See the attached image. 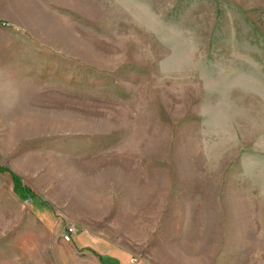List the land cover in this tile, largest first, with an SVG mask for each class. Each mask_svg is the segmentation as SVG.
<instances>
[{"label": "rangeland", "instance_id": "rangeland-1", "mask_svg": "<svg viewBox=\"0 0 264 264\" xmlns=\"http://www.w3.org/2000/svg\"><path fill=\"white\" fill-rule=\"evenodd\" d=\"M227 226L264 250V0H0V264H216Z\"/></svg>", "mask_w": 264, "mask_h": 264}, {"label": "crops", "instance_id": "crops-1", "mask_svg": "<svg viewBox=\"0 0 264 264\" xmlns=\"http://www.w3.org/2000/svg\"><path fill=\"white\" fill-rule=\"evenodd\" d=\"M160 217V214H159ZM159 220V229H160ZM260 230H244V229H227L220 232L222 240L220 242V247L217 252L215 263L216 264H264V250L261 244V238H257L256 232ZM261 236V234H259ZM81 243L89 247H98L100 245H95L92 243L91 239L82 237L80 239ZM110 246H105L106 250ZM95 248V249H96ZM113 251L106 252V257H102L104 264H120L119 257L112 253ZM128 253V252H126ZM129 254V253H128ZM127 254V255H128ZM118 262H116V260ZM122 261L123 264H127L125 257Z\"/></svg>", "mask_w": 264, "mask_h": 264}, {"label": "built area", "instance_id": "built-area-1", "mask_svg": "<svg viewBox=\"0 0 264 264\" xmlns=\"http://www.w3.org/2000/svg\"><path fill=\"white\" fill-rule=\"evenodd\" d=\"M78 229L79 228H77V226L74 224H67L65 225V228L63 229L61 234L59 235V238L63 242L68 243L71 241L72 237L76 235Z\"/></svg>", "mask_w": 264, "mask_h": 264}, {"label": "trees", "instance_id": "trees-1", "mask_svg": "<svg viewBox=\"0 0 264 264\" xmlns=\"http://www.w3.org/2000/svg\"><path fill=\"white\" fill-rule=\"evenodd\" d=\"M13 178H15V176H14V175H13ZM15 183H16V182H15ZM16 184H17V183H16ZM16 186H17V185H16ZM25 191H26V190H25ZM25 191H24V193H25ZM22 197H25V195L23 194V195H22Z\"/></svg>", "mask_w": 264, "mask_h": 264}]
</instances>
